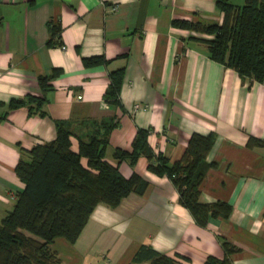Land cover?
<instances>
[{
	"label": "crops",
	"instance_id": "obj_1",
	"mask_svg": "<svg viewBox=\"0 0 264 264\" xmlns=\"http://www.w3.org/2000/svg\"><path fill=\"white\" fill-rule=\"evenodd\" d=\"M222 15L215 0H0V220L23 187L16 162L34 143L54 138L56 119L77 129L81 119L113 117L105 149L111 162L112 150L129 148L138 127L148 128L149 145L171 160L192 132L212 131L207 159L214 165L200 199L228 201L226 218L198 224L169 177L150 171L145 156L134 165L121 160L120 172H139L147 187L114 207L96 204L74 241L55 237L49 243L55 264H153L132 260L143 242L187 256L179 258L183 264H202L207 255L224 256L220 236L236 246L228 255L232 264H264V146L246 144L249 135L264 139V83L242 79L172 23L220 22ZM48 21L60 27V43L47 44ZM93 55L104 61L84 63ZM120 66L116 105L104 92L109 71ZM53 69L58 72L43 90L37 76ZM29 94L44 96L39 109L9 106Z\"/></svg>",
	"mask_w": 264,
	"mask_h": 264
},
{
	"label": "trees",
	"instance_id": "obj_2",
	"mask_svg": "<svg viewBox=\"0 0 264 264\" xmlns=\"http://www.w3.org/2000/svg\"><path fill=\"white\" fill-rule=\"evenodd\" d=\"M222 11V19L173 18L172 23L190 31L189 37L206 45L209 57L233 68L242 79L264 83V3L262 0H215ZM47 44L60 43V27L48 21ZM57 37V40L54 39ZM86 64L104 61L99 56L83 57ZM58 72L38 75L37 81L45 90L49 80ZM124 66L109 71L110 81L104 97L110 103L119 104L118 94L123 81ZM43 95L29 94L25 98L10 101L14 107L27 104L29 110L39 109ZM39 113L46 112L40 109ZM74 129L68 120H55L54 138L34 143L19 157L15 172L23 181L10 210L0 220V264H55L57 252L50 247L55 237L74 241L98 203L116 206L130 192L142 193L148 181L137 171L124 176L118 167L121 160L134 165L140 155L147 158V168L169 177L178 191V201L191 213L200 225L210 217L226 218L231 210L228 201L217 199L202 201L200 184L214 161L207 159L216 134L192 132L178 158L170 159L161 151L155 152L149 145L148 128L138 127L129 148L115 147L112 156H105L109 133L117 124L113 117L81 119ZM76 138V148L72 146ZM250 147L264 146V139L249 135ZM224 256L207 255L202 264H232L229 253L236 246L220 236ZM187 256L175 253L171 256L143 242L135 250L132 260H150L153 264H183L179 258Z\"/></svg>",
	"mask_w": 264,
	"mask_h": 264
},
{
	"label": "rangeland",
	"instance_id": "obj_3",
	"mask_svg": "<svg viewBox=\"0 0 264 264\" xmlns=\"http://www.w3.org/2000/svg\"><path fill=\"white\" fill-rule=\"evenodd\" d=\"M105 156L107 157V156H109V154H108V153H106V154H105Z\"/></svg>",
	"mask_w": 264,
	"mask_h": 264
},
{
	"label": "built area",
	"instance_id": "obj_4",
	"mask_svg": "<svg viewBox=\"0 0 264 264\" xmlns=\"http://www.w3.org/2000/svg\"><path fill=\"white\" fill-rule=\"evenodd\" d=\"M136 106L138 105V104H135Z\"/></svg>",
	"mask_w": 264,
	"mask_h": 264
}]
</instances>
